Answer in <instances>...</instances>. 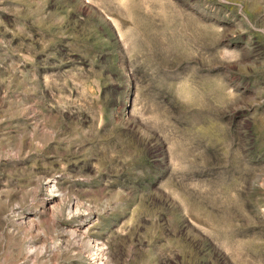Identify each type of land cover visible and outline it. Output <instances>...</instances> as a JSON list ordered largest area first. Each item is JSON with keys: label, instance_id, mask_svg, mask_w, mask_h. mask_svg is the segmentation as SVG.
<instances>
[{"label": "rangeland", "instance_id": "obj_1", "mask_svg": "<svg viewBox=\"0 0 264 264\" xmlns=\"http://www.w3.org/2000/svg\"><path fill=\"white\" fill-rule=\"evenodd\" d=\"M0 264H264V0H0Z\"/></svg>", "mask_w": 264, "mask_h": 264}]
</instances>
